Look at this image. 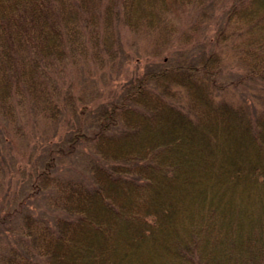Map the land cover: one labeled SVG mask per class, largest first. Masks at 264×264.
<instances>
[{
	"label": "trees",
	"instance_id": "obj_1",
	"mask_svg": "<svg viewBox=\"0 0 264 264\" xmlns=\"http://www.w3.org/2000/svg\"><path fill=\"white\" fill-rule=\"evenodd\" d=\"M0 191V264H264V0H0Z\"/></svg>",
	"mask_w": 264,
	"mask_h": 264
},
{
	"label": "rangeland",
	"instance_id": "obj_2",
	"mask_svg": "<svg viewBox=\"0 0 264 264\" xmlns=\"http://www.w3.org/2000/svg\"><path fill=\"white\" fill-rule=\"evenodd\" d=\"M128 39L126 41V45L127 47L132 51V54L135 55L134 60L130 61L128 64H125V67L123 68V71H115L112 72V76L109 73V70L105 71V72H97L95 77L97 79H99L98 81H100L98 83L99 87L102 89V91L106 92L107 90H109V88L113 87L117 82L119 81H123L127 75V73H130L132 70H142V67L144 66L145 61L147 60V57L145 55H147L146 52V47H149V41L147 38H145V36H140V38H135L132 34L127 33ZM132 41L134 43H132ZM142 57H140L141 55ZM34 125H32L31 129V137H35V138H39L40 135L43 134H50L52 135V128H48L47 129H43V124L42 125H38L36 123H33ZM29 134V132H28ZM43 134L40 137V141L42 142L43 140ZM34 138V139H35ZM14 143H13V147H11V145H9V148H7L8 150L5 151L6 155L8 156V161L10 162H14V160L18 159L19 162V155H21L22 151L25 150L24 148H26L27 146V142L26 139H24V137H13ZM33 143V140L31 141V144ZM17 158V159H16ZM85 156H81V155H76V157H73V159H64V161L61 164L62 169H66L68 172L72 173V174H83L84 172V166H85V161H84ZM17 162V163H18ZM9 163H3L5 169H6V175L3 177L4 183L6 186H8L9 189H6V191H9V193L13 192V191H20V181H21V175L19 171L15 170L16 165L14 164H9ZM17 172V173H15ZM4 185V186H5ZM4 192V191H2ZM0 191V195L3 194ZM22 192V191H21ZM38 203H36L35 205H37ZM41 209H44L46 206L45 200H39V204Z\"/></svg>",
	"mask_w": 264,
	"mask_h": 264
}]
</instances>
